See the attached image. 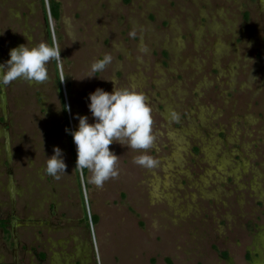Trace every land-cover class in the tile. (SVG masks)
Instances as JSON below:
<instances>
[{
	"label": "rangeland",
	"instance_id": "1",
	"mask_svg": "<svg viewBox=\"0 0 264 264\" xmlns=\"http://www.w3.org/2000/svg\"><path fill=\"white\" fill-rule=\"evenodd\" d=\"M56 1L58 20L0 0V63L41 42L62 59L0 85V264H264V0ZM112 81L146 95L159 164L113 143L119 176L98 188L65 129Z\"/></svg>",
	"mask_w": 264,
	"mask_h": 264
},
{
	"label": "clouds",
	"instance_id": "2",
	"mask_svg": "<svg viewBox=\"0 0 264 264\" xmlns=\"http://www.w3.org/2000/svg\"><path fill=\"white\" fill-rule=\"evenodd\" d=\"M141 51L146 52L147 49L142 48ZM9 57L6 62L0 63L2 86L18 79L42 83L49 78L47 65L51 61L57 64L62 61L60 46L46 42L34 46L20 45L10 50ZM112 61V55L105 54L90 65L91 73L103 71ZM91 77L96 76L87 78ZM112 82V92L97 88L88 95V109L93 122L89 123V116L77 114L73 117L78 120L76 129H65L76 145V168L89 170L92 173L90 182L98 188H102L109 179L119 176L118 156L109 147L113 143L142 150L133 161L141 167L154 169L159 164L156 158L148 154L155 144L156 135L152 129V108L146 95L135 88H116L115 82ZM53 152L48 157L46 172L58 179L60 173L65 174L66 163L59 147H55Z\"/></svg>",
	"mask_w": 264,
	"mask_h": 264
},
{
	"label": "trees",
	"instance_id": "3",
	"mask_svg": "<svg viewBox=\"0 0 264 264\" xmlns=\"http://www.w3.org/2000/svg\"><path fill=\"white\" fill-rule=\"evenodd\" d=\"M43 1V4H44V0ZM49 10H50V16L51 18H53L54 20H58L59 17H60V13H59V3L56 1V0H49ZM44 16H45V19L47 20V10L44 6ZM66 112V111H65ZM68 120V118H67ZM69 124H68V129H69ZM86 170H83V174L86 173ZM85 218H87V215L85 213ZM93 221L96 222V216L94 215L93 216Z\"/></svg>",
	"mask_w": 264,
	"mask_h": 264
},
{
	"label": "flooded vegetation",
	"instance_id": "4",
	"mask_svg": "<svg viewBox=\"0 0 264 264\" xmlns=\"http://www.w3.org/2000/svg\"><path fill=\"white\" fill-rule=\"evenodd\" d=\"M84 219H85V215H84ZM44 261H45V255L43 253H40L39 254V264H44Z\"/></svg>",
	"mask_w": 264,
	"mask_h": 264
},
{
	"label": "water",
	"instance_id": "5",
	"mask_svg": "<svg viewBox=\"0 0 264 264\" xmlns=\"http://www.w3.org/2000/svg\"><path fill=\"white\" fill-rule=\"evenodd\" d=\"M50 19V17L48 16V18H47V20H46V22H47V25H49V20ZM50 30V29H49Z\"/></svg>",
	"mask_w": 264,
	"mask_h": 264
}]
</instances>
